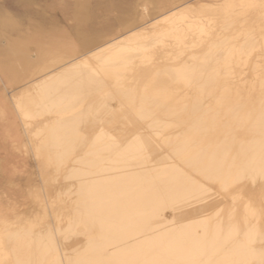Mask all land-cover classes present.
<instances>
[{
    "label": "bare ground",
    "instance_id": "1",
    "mask_svg": "<svg viewBox=\"0 0 264 264\" xmlns=\"http://www.w3.org/2000/svg\"><path fill=\"white\" fill-rule=\"evenodd\" d=\"M182 1L92 35L75 0L73 39L0 8L1 89L33 79L7 107L53 173L0 211V264H264V0Z\"/></svg>",
    "mask_w": 264,
    "mask_h": 264
},
{
    "label": "rangeland",
    "instance_id": "2",
    "mask_svg": "<svg viewBox=\"0 0 264 264\" xmlns=\"http://www.w3.org/2000/svg\"><path fill=\"white\" fill-rule=\"evenodd\" d=\"M37 1L39 5L37 7L43 8L51 17L57 20V22H51V24L54 23L57 25L60 34L68 37L69 39H73L75 37V31L72 28L75 27V24L71 19V13L75 0ZM136 1L137 0H93L91 2L92 18L90 23L87 25L88 32H90L92 35L99 31H103L109 35L112 34L114 29L118 27V18L120 15L123 13L131 14L137 5ZM200 1L204 3H210L212 5L213 3H220L221 0H183L179 5L184 7L187 5H194L193 3L196 4ZM157 2L160 9H166L167 6L174 3V0H157ZM0 6L10 9L15 14L22 15L27 13L31 17L36 16L35 10L37 8H32L27 11V9L25 10L23 5L17 3L16 0H0ZM46 22L48 23L47 20ZM70 61H72V59ZM32 81V78L28 79V82L27 80H24L22 81L23 83L20 82L21 84L18 83L19 85L17 84L16 86L8 87L6 90L1 89L4 84L2 81H0V103L3 109L6 111L4 117L0 116V211L4 212H12L15 208H17L18 213L23 211L26 206V198L23 192V190H25L23 185L26 180H30L32 185L42 187L48 185V180L53 175L52 169L47 168L45 164L38 163L34 159L32 153L30 152L28 139L24 134L23 127L16 119L15 114H13V112L11 113L9 110V107L12 109V105L10 103L11 95H18L21 89L24 88L27 83L29 85L33 83ZM92 95V100L88 103V109L90 110L89 112H105L106 110V113L110 115L111 112L118 111L123 108L122 106H119L121 103L118 100L114 101L115 103L110 101L112 97L108 99L109 96L105 97L96 92H93ZM114 99L115 98L113 97L112 100ZM111 102L114 104L113 106L112 104H109ZM7 105L9 107H7ZM109 107L110 110L108 111ZM148 136L150 137V135H147V137ZM6 193H8L10 196H8ZM11 196L14 197L12 198ZM21 197L23 198L25 205L22 204L23 201ZM11 202L12 204L10 205Z\"/></svg>",
    "mask_w": 264,
    "mask_h": 264
},
{
    "label": "crops",
    "instance_id": "3",
    "mask_svg": "<svg viewBox=\"0 0 264 264\" xmlns=\"http://www.w3.org/2000/svg\"><path fill=\"white\" fill-rule=\"evenodd\" d=\"M20 0H17V3H20L21 5H23V7H24V9L26 10L27 9V11L29 10V9H34V8H37L35 11H36V16L35 17H31V19H37V20H39L40 22H42L43 24H45V25H49V26H53V27H56L57 28V25L56 24H51V22H57V20L56 19H54L53 17H51L43 8H41L40 9V7H36V6H34V5H31L28 1H20ZM93 1V0H92ZM75 2V1H74ZM26 4V5H25ZM39 6V5H38ZM73 7H74V5H73ZM0 8H2V9H4V10H6V11H9L10 13H12L13 15H15L17 18H19V19H22L23 18V15L25 16V14L27 15V17L28 16H30V15H28L27 13H25V14H22V15H19V14H15V13H13L10 9H8V8H6V7H2V6H0ZM43 14V15H42ZM50 17V18H49ZM92 18V17H91ZM46 20L48 21H51V22H49L48 21V23L46 22ZM91 21V20H90ZM90 21L88 22V24L90 23ZM45 22V23H44ZM87 24V25H88Z\"/></svg>",
    "mask_w": 264,
    "mask_h": 264
}]
</instances>
